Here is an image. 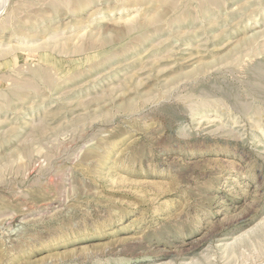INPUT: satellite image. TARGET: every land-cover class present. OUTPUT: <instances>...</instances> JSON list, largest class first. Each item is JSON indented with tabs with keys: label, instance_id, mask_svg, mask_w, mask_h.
Masks as SVG:
<instances>
[{
	"label": "rangeland",
	"instance_id": "rangeland-1",
	"mask_svg": "<svg viewBox=\"0 0 264 264\" xmlns=\"http://www.w3.org/2000/svg\"><path fill=\"white\" fill-rule=\"evenodd\" d=\"M0 264H264V0H0Z\"/></svg>",
	"mask_w": 264,
	"mask_h": 264
}]
</instances>
